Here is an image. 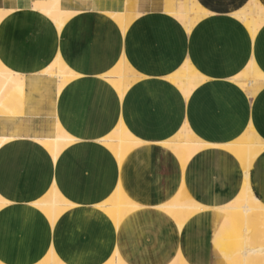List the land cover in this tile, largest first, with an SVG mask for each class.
<instances>
[{"label": "crops", "instance_id": "crops-1", "mask_svg": "<svg viewBox=\"0 0 264 264\" xmlns=\"http://www.w3.org/2000/svg\"><path fill=\"white\" fill-rule=\"evenodd\" d=\"M41 1L46 0H0V10L8 12L0 20V61L21 72L24 81L19 106L11 115L0 112V138H9L0 147V261L38 264L51 254L46 264H105L137 224L118 226L102 209L121 184L138 200L137 222L147 218L163 224L164 229H141V234L150 240L162 236L169 246L184 248L166 253L165 261L182 255L190 264H214L213 258H197L209 249L211 237L215 248L214 229L205 227L212 221L210 208L178 226L164 209L149 208L145 195L159 199L175 190L177 183H161L158 167L164 160L176 166L178 155L164 142L183 128L214 144L253 131L264 144V0H50L69 14L61 28L35 6ZM196 9L205 12L198 21L191 17ZM111 12L133 13L134 18L127 15L120 24ZM58 57L76 72L63 88L56 75L45 71ZM118 66L127 89L122 102L104 75ZM246 74L247 81L237 80ZM119 119L149 147L135 150L124 166L104 143ZM59 129L75 142L53 161L36 139L52 138ZM208 153L195 154L190 168L207 178L206 192L220 177L217 153ZM263 165L259 159V177L251 180L259 200L264 199ZM54 191L73 206L52 219L39 205ZM213 192L219 199L221 192ZM129 253L121 251V260Z\"/></svg>", "mask_w": 264, "mask_h": 264}, {"label": "bare ground", "instance_id": "bare-ground-1", "mask_svg": "<svg viewBox=\"0 0 264 264\" xmlns=\"http://www.w3.org/2000/svg\"><path fill=\"white\" fill-rule=\"evenodd\" d=\"M46 1H44V2L41 1V2L37 3V7L40 9V11L41 10L44 11L48 15V17L53 21V23L56 24V26L61 28L63 26V24L66 22V20L68 19V15L69 14L67 15L66 10L64 9V7L59 2L55 1L53 3V2H50V0L49 1L46 0ZM144 1L145 0H137L138 3H142ZM16 2L17 1H15V4H17ZM12 3H14V2L12 1ZM22 4H24V3H22ZM70 13H71V11H70ZM76 14H78V13H76ZM110 15L120 22V20H123L128 14H127V12H111ZM5 16H8V12L0 10V20H1L2 17H5ZM120 24H121V22H120ZM255 25H256V21H254V23H253V29H255V27H256ZM87 29H89V28H87ZM31 43L33 44V42H31ZM49 45H50V43H49ZM44 52H45V50H44ZM100 52H98V53H100ZM60 57H58L45 71L50 73V74L56 75L60 79V83H59L60 84V88H63L68 82H70L71 80H73L75 78L76 72L74 71V73H75L74 74L71 70H69L67 68V66L62 62V59ZM142 58L143 59H145V58L148 59L150 57H146L144 55ZM146 62H148V61H146ZM14 71L11 68H8V67L4 66L2 64V62L0 61V112H5V113L10 114V115L13 113V109L15 107H18L19 104L21 103L22 94H23V87H24V83H23L24 81L22 80V78H23L22 77L23 76L22 73L21 72H14ZM121 71H122V69L118 68V69L112 71L111 74L110 73L109 74H104L105 76L108 75L107 78L110 81L109 84H111V86L113 88L112 90H115V92L117 93V96H118L117 98H118V100L120 102L124 101V98H125L126 92H127L126 87H124L122 85L121 80H120L121 77H122V75H120ZM77 74L81 75L78 72H77ZM253 82H254V80H251L250 84L252 85ZM87 85L89 86L88 83H87ZM79 93H81V91H79ZM109 105H110V103H109ZM104 108H106V107H104ZM60 116H62V115H60ZM94 119H95V117H94ZM121 119H119L121 122L120 121L118 122V123H120L119 126H117L118 125V123H117L115 131L113 130L114 132L108 138H105L104 143L110 148V150H112L114 152V154L116 155V157H117L118 161L120 162V164L122 166H124L123 165L124 162H127V160L132 158V153L135 150H138V149L148 150L149 147H148L147 144L142 145L141 143H139L129 133L127 126L124 124L123 120H121ZM185 124H186V122H185ZM56 133H57V135L52 137V138L36 139L44 147L45 151L47 152V154L50 155V157H51V159L53 161L56 160L57 156L65 148V146L69 145L74 140L72 137H70V134L67 135L68 133L66 134L61 129H59ZM151 136L154 137L155 134H153V132H152ZM177 138H178V140H175V141L169 140V141L164 142V143H166V145L172 150L171 153H174L175 155H178V161L180 160L183 164L187 163V161H189V159H191V157L194 154H198V155H200L202 153L204 154V151H205V152H207V155L208 154L210 155V153H208V152H212V154L213 153H217L216 155L218 156V158H217V167H216V169H217L216 171H217V175L218 176H221V175H233L234 174V172H233L234 170H237V173L241 174L242 173L241 172L242 171L241 168H245L246 171L244 172L245 173L244 176L246 177V180L247 179L248 180H253V179L256 180L259 177V175L256 173V168L258 167L259 159L264 161V157H262V156H264V148L258 145V143L260 144V143H263V142L256 136V134L253 131L252 132L251 131L250 132H246L238 140H236L234 142H231V143H226V144H214V142L213 143L203 142V141L199 140L193 134L188 135V136L185 135V134L184 135L180 134V136L178 135ZM7 140H9V138H6V137L0 138V147ZM73 142H75V141H73ZM102 142H103V140H102ZM160 144H162V143H160ZM150 148H151V150L154 153V157H156V158L159 157V154H160L159 150L157 148L153 147L152 144H150ZM206 150H208V151H206ZM93 155H95V153ZM206 158H207V156H206ZM74 159H76V158H74ZM98 159H101V157H99V156L96 157L95 156V160H98ZM103 162H104V159H103ZM200 162H201V160H200ZM70 164H71V162H70ZM103 164L105 165V162ZM131 167L133 169L134 168H138L139 169V167H136L134 165H131ZM94 168H96V167H94ZM75 170H76V167H75ZM75 170H74V172H75ZM115 173H116V171H115ZM213 173H214V171H212V175H213ZM183 174H185V173H183ZM96 179H98V177H96ZM233 179H235V178H233ZM119 180H120V178H119ZM109 182H110V180H109ZM95 185H97V184H95ZM104 185H105V183H104ZM112 188H113V186H112ZM116 188H115V190H116ZM226 188H227V185H226ZM69 189H70V187H69ZM227 189L230 192H232V188L231 187H229ZM249 190L251 191V189H249ZM103 191H105V190H103ZM263 192H264V190H263ZM94 193H95V190H94ZM114 193H115L114 194L115 197L112 196L113 199L111 198V201L113 202V204L109 205L108 203L107 204L105 203V204L102 205V209L108 215L113 216V222L116 225H118V226H120L121 224H124L123 221H125L127 223L130 222L132 225L138 223L137 222V213H138L139 209L137 207H139L140 205L137 204V202L136 203L134 202L135 199L130 201V198H132V197H130V195H126L121 187L119 188V190H117V192H114ZM185 195H186V193H185ZM221 195H223V194H221ZM180 196H181V194H180ZM73 198H75V197H73ZM133 198H134V196H133ZM222 198H219L218 202H221ZM226 198L230 199V197H226ZM174 200L175 201L172 200L173 201L172 203H170L168 205H162V206L165 208L164 210L166 212H168V214L172 218H174L176 220L177 224H179L178 226L184 224V222H186L190 217H192V215L196 214L198 212V210L200 209V205H198L196 203V201H194L195 199L192 200L191 202L188 201V200H183V201L178 200V199H174ZM3 203H4V201H0V207H1V205ZM79 203H81V202H79ZM39 206H41L44 209V211L48 215H50L52 217V219H55L57 216L61 215L62 212L67 210L69 207L73 206V204H71L67 200L63 199L58 192L54 191L52 193L51 197L49 199H46V200L42 201ZM130 207H132V208L134 207L133 208L135 210L134 215H132V216L130 215L129 217H124L123 218V216L127 212L126 209H128ZM213 208L215 210L214 216H215L216 225H215V228H214V232H213V230H212V232L215 235V248L214 249H215V254L217 256V258H216L217 264L219 262L218 259L222 260L224 258L228 259V264H253L254 261H255L254 259H256V262H257V260L261 261V262H264V204L262 203V201H260L258 198H255L249 191H247V193L237 197L236 199H234L232 201L229 200L227 202V204H225L224 206H217L216 205ZM138 218H139V216H138ZM234 221L241 223V226H240V232H239L240 234H238V232H237V234H236L237 237L235 236L233 238L234 234H229L231 231L228 232L226 230V226L228 224H231ZM224 225H226V226H224ZM129 226H131V225H129ZM199 228H197V229H199ZM123 230H124V228H123ZM124 231H123V234H124ZM187 236H188V234H187ZM190 238H192V237H190ZM197 239H199V237ZM205 239H206V234H205ZM227 240H228V243L230 241L234 242L233 243L234 245L232 246L233 248L231 250H228V252L223 254L221 252L222 248H223L222 244L224 242H226ZM176 241L177 240H175V242ZM186 244H187V242H186ZM189 246H190V243H189ZM191 246H193V244ZM186 248H187V245H186ZM192 248H190V249H192ZM177 254H179V253H177ZM190 254H191V252H190ZM122 256H121V251L118 249L117 252L115 253V261H116L115 264H125L121 260ZM175 257H178V259H175L177 261L175 264H190L188 262V260H186L182 255H180V256L177 255ZM191 257H192V255H191ZM235 257H237L238 260L236 259L235 260L236 262L232 263V260ZM48 258H50V257H48ZM47 260H49V259H47ZM201 260H203V259H201ZM196 262H197V260H196ZM202 263H203V261H202ZM52 264H55V263L53 262ZM112 264H113V262H112ZM214 264H216L215 260H214ZM255 264H257V263H255ZM260 264H262V263H260Z\"/></svg>", "mask_w": 264, "mask_h": 264}, {"label": "rangeland", "instance_id": "rangeland-1", "mask_svg": "<svg viewBox=\"0 0 264 264\" xmlns=\"http://www.w3.org/2000/svg\"><path fill=\"white\" fill-rule=\"evenodd\" d=\"M37 3H39V2H35L36 7H37ZM254 4L255 3H253V5ZM256 4L259 7L261 6L259 4V2H256ZM252 6H250L249 8H246L244 10L250 9V8H252ZM127 14L129 17H131V20L134 18L133 13H127ZM204 15H205V12L203 10L196 9L195 12H193L191 14V17L192 18L195 17V20L198 21ZM242 19L245 21L244 18H242ZM120 67H122V66H118L116 69H118ZM116 69H114V70H116ZM249 78H250L249 75L246 74L240 78H237V80L239 82H242V81H245V79L247 81V79H249ZM185 90H187V88ZM180 134H182V135L185 134L187 136L191 135L185 128H183L172 140L173 141L178 140L177 136L178 135L180 136ZM258 145L264 148V144L258 143ZM169 150H171V149L169 148ZM173 155L175 156L174 153H173ZM175 162H176V166H175L174 160H170L168 163L164 160L161 162L160 167H158V178L160 179L161 183L167 184L169 182L170 184H172V183H177V184L175 185V190L173 191V193L171 195H169L168 192H166L159 199L151 198L152 196L149 195V193L145 195L146 199L151 202L150 205H152V206H149V208L151 207L152 210L153 209L163 210L165 208L162 205H165L167 203H172L173 201H175L174 199H178L181 201L188 200L190 202L195 199L197 201L196 203L198 205H200V209L198 210V212L203 211L204 209L207 210L208 208H210L209 210L212 211L211 212L213 214L212 215V221H211V223L205 225V227L207 229L212 231L214 229V225L216 224L215 223L216 222L215 216H214L215 210L212 206H214V207L216 205L217 206H224L225 204H227V202L229 200L232 201V200L236 199L237 197L247 193V191H249L254 196V193H252L253 191L251 189V180H248V179L246 180V177L244 176V174H245L244 172L246 171L245 168H241V170H242V171L240 170L242 172L241 174H238L237 170H234L233 172L235 175L234 174L233 175H223V176H220L219 178H214V180L211 182V185H212L211 189L213 191H217L218 193L221 192V194H223V195H220L219 198L224 197V200H222L221 202H218V196L216 194H214L213 191H210V193L205 191L206 190L205 187L208 186V184H209V183H206L207 178L204 175L198 174L195 171H191V169H190L191 164H192L191 159H189V161H187V163H185V164H183L180 160L178 161L177 159H175ZM210 163L207 165V167L214 169L215 166L213 164H210ZM263 169H264V165H263ZM184 172H185V174H183ZM184 175H185V178H184ZM233 178H235V179H233ZM226 185H227V188H229V187L232 188V192H230L226 188ZM120 187L123 189L124 193L126 195H128L126 192V189L123 187V185H121ZM119 188H118V190H119ZM249 189H251V191ZM256 190L257 189L254 188V192ZM184 192L186 193V195ZM180 194H181V196H180ZM112 196L115 197L114 195H112ZM112 196L106 200V204L107 203L109 205L113 204V202L111 201ZM225 197H230V199H228V198L225 199ZM134 199L135 198H130V201L134 200ZM260 201H262V203L264 204V199H262ZM134 202L135 203L137 202V204H139L138 200H136V199ZM133 208L130 207V208L126 209L127 212L123 216V218L129 217L130 215L132 216L135 213V210ZM166 213H168V212H166ZM112 218H113V216H112ZM123 222H125V221H123ZM224 226H226V225H224ZM240 226H241V223L234 221L231 224H228L226 226V230L228 232L231 231L229 234H234L233 235V238H234L235 236L237 237V235H236L237 232H238V234H240L239 233L240 232ZM157 228L158 229L159 228L164 229L163 224L151 222L150 219L148 220L147 218H145L143 221L138 222L136 225H134L132 227L133 235L131 237L119 240L118 248L123 252L124 251L130 252V254L123 259L125 264H175L177 262L176 260H172V259H170L169 261H165V258H163V257L165 256V254L167 252L177 253L180 250L181 251L184 250V248L181 249L177 245L172 246V247L169 246L168 243L165 241V239L162 236H159L160 237L159 239L150 240L148 237L145 238L143 236V234H141V229L152 230V229H157ZM143 230H142V233H143ZM214 237H215V235H214ZM211 238H212V240L208 239V241L210 243L209 250H206V252L199 254L197 258L202 257L201 259H204L206 262H208L210 259L213 258L215 260V263L217 264V262H216L217 256L215 254L214 244H213L214 238L213 237H211ZM199 241H202V240H199ZM230 242L228 243V240H227L226 242H224L222 244L223 248L225 247L224 249L222 248L223 254L228 252V250H231L233 248L232 246L234 245L233 244L234 242H231V243ZM170 248H171V250H170ZM134 249L135 250L139 249V252H137V254H132L133 253L132 250H134ZM50 255H48L45 259H43L38 264H46L47 259ZM114 256H115V253L112 256V258L110 259L111 261L108 260L105 264H112V262H113V264H115L116 261H115ZM236 259L238 260V258L235 257L232 260V263H235ZM254 260H253L254 261L253 264H255V263L264 264V262H261L258 260L256 262V259H254ZM218 261H219L218 264H228V259H226V258H224L222 260L218 259Z\"/></svg>", "mask_w": 264, "mask_h": 264}]
</instances>
